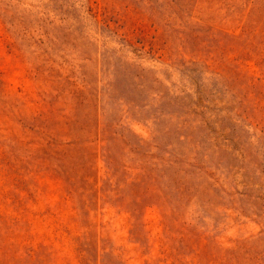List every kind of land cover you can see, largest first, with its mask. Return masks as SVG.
Wrapping results in <instances>:
<instances>
[{"label":"rangeland","instance_id":"rangeland-1","mask_svg":"<svg viewBox=\"0 0 264 264\" xmlns=\"http://www.w3.org/2000/svg\"><path fill=\"white\" fill-rule=\"evenodd\" d=\"M0 264H264V0H0Z\"/></svg>","mask_w":264,"mask_h":264}]
</instances>
